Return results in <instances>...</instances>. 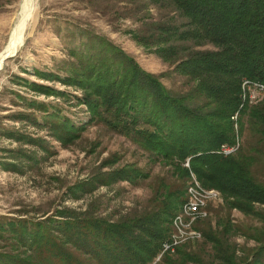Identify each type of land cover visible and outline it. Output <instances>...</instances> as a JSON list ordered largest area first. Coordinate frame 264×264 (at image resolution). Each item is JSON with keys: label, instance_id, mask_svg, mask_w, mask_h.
Instances as JSON below:
<instances>
[{"label": "trees", "instance_id": "16d2710c", "mask_svg": "<svg viewBox=\"0 0 264 264\" xmlns=\"http://www.w3.org/2000/svg\"><path fill=\"white\" fill-rule=\"evenodd\" d=\"M165 2L182 22L149 20L143 23L145 28L130 33L137 43L152 47L153 53L173 64V70L189 83L188 90L172 91L160 75L142 69L119 46L91 32H81V42L70 50L72 59L63 63L64 74L43 70L36 74L80 89L78 101L85 105L89 122L101 123L129 138L152 160L168 165L173 178L155 174L151 209L125 218L111 221L87 215L77 221L62 211L61 218L48 217L30 225L25 218L0 222V236L4 237L5 230L33 251L25 255L0 251V264L201 263L199 251L185 249L189 242L173 255L169 252L175 249L168 250L154 263L169 237L171 221V234H175L176 218L187 204L190 188L197 183L224 196L221 207L211 209L217 215L223 213L218 215L216 227L206 223L201 228L200 248L210 246L214 264H264V92H258L252 102H243L241 89L245 78L264 84V0ZM207 43L213 48H196ZM25 82L36 93L68 95L47 83ZM21 97L29 107L44 111L42 118L51 134L64 146L86 128L85 124L75 125L57 103ZM19 117L38 121L33 113ZM244 129L249 138L240 144L238 135ZM9 136L30 144L41 141L23 133L16 136L10 132ZM235 143L238 147L232 153L218 152L222 145ZM247 143L249 149L245 148ZM116 161L117 157L111 156L102 165L111 166ZM4 166L17 169L8 161ZM150 176L135 163L109 170L99 167L71 189L75 195L79 190L90 192L121 180L137 184ZM233 209L253 217L258 224H232L228 215ZM200 217L190 220L197 232L193 223ZM234 229L254 241L252 247H242L240 255L236 243L229 241ZM72 247L83 256L72 252Z\"/></svg>", "mask_w": 264, "mask_h": 264}, {"label": "rangeland", "instance_id": "374dc122", "mask_svg": "<svg viewBox=\"0 0 264 264\" xmlns=\"http://www.w3.org/2000/svg\"><path fill=\"white\" fill-rule=\"evenodd\" d=\"M19 6L20 0H0V53L13 34ZM33 7V17L23 33L17 51L4 61L3 68L0 69V222L25 218L30 225L48 217L61 218L59 214L62 211L67 212V216H74L77 221L87 215L112 221L151 209L152 179L158 174L167 175L166 178L171 180L173 177L169 175V166L152 160L146 151L129 138L107 129L101 123L89 122L85 105L78 101L82 96L80 89L52 78H40L36 72L43 70L64 74L63 63L72 59L70 50L81 42V32H91L119 46L142 69L160 75V80L167 88L182 93L189 89L185 77L173 70V64L153 53L152 47L145 48L137 43L130 33L145 28L143 23L149 20L179 24L183 21L182 17L179 18L174 8L165 0H34ZM196 48L211 49L213 46L207 43ZM27 79L56 86L66 90L68 95L47 96L36 93L26 85ZM21 95L28 99L57 103L62 113L71 118L75 125L85 124V130L73 143L62 145L51 134L48 124L42 118L44 111L29 107ZM22 113L36 114L37 123L25 117L19 119ZM10 132H14L16 136L23 133L41 138V141L37 144L18 141L9 136ZM238 136L242 144L244 138L247 139L248 132L244 129ZM248 146L247 143L245 148L249 149ZM111 156L117 157L116 163L103 166V160ZM7 161L15 164L17 169H6L4 163ZM126 163H135L149 171L150 178L137 184L121 180L110 185H99L90 192L81 193L78 189L74 195L71 187L90 178L99 167L109 170ZM192 188L199 190L198 187ZM190 195L193 194L190 192ZM195 195L198 197V194ZM200 198L206 215L198 218L193 227L201 233V228L206 223L212 228L216 227L218 215L223 213L217 215L211 209L218 205L221 207L224 196L215 190L201 194ZM186 206L187 204L183 212ZM183 212L179 215L180 218L188 216ZM228 217L234 225L258 224L256 219L245 216L236 209ZM172 229L171 221L168 236ZM192 231L191 226H185L179 237L185 239ZM14 237L4 230V237L0 236V251L24 255L33 252ZM201 239L200 235L185 240L169 254L173 255L177 248L184 247L189 242L185 249L199 251L201 263L193 260L186 264H214L210 257V246L200 248ZM229 241L236 243L237 255L241 254L242 247L247 249L254 245L252 239H247L235 229L230 232ZM68 246L71 247L69 244ZM71 250L74 252L73 247ZM74 253L83 256L78 251ZM160 257L156 256L154 263Z\"/></svg>", "mask_w": 264, "mask_h": 264}, {"label": "built area", "instance_id": "2783aa9c", "mask_svg": "<svg viewBox=\"0 0 264 264\" xmlns=\"http://www.w3.org/2000/svg\"><path fill=\"white\" fill-rule=\"evenodd\" d=\"M241 89H242V101L252 102L256 99L258 92H264V84L259 81H254L245 78L241 82ZM235 117L236 115L233 116V118ZM237 147H238V143H235L232 146L222 145L218 152L222 153L223 155H228L232 153L234 150H236ZM186 163L188 162L186 161ZM185 200L187 201V209L190 210V218H185V219L176 218L175 234H170L169 237L166 240H164L160 252L157 255L158 257H160V255L163 253H167L169 249H175L176 244L179 242V235L181 234L183 228L185 226H190V220L193 219V217H197V211L203 210L202 198H198L196 195L195 196L186 195Z\"/></svg>", "mask_w": 264, "mask_h": 264}, {"label": "bare ground", "instance_id": "6f19581e", "mask_svg": "<svg viewBox=\"0 0 264 264\" xmlns=\"http://www.w3.org/2000/svg\"><path fill=\"white\" fill-rule=\"evenodd\" d=\"M33 6H34V0H20L19 12H18L16 22L14 24L13 34H12L9 42L7 43L5 48L3 49V51L0 53V67L3 66V64H4L5 55L9 54V53H13L17 49L18 45L20 44L23 33H24L27 25L29 24L30 20L33 17V13H34V7ZM197 187L199 189L198 191H196L194 188L191 187L190 192L193 195H188V196H195V194H198V197L200 198V195L205 194L207 191H215V190H204L199 185ZM202 204H203V202H202ZM183 214L188 215L190 217V210L187 209V206H186V210H185V212H183ZM201 215L205 216L206 213L203 212V210L197 211V217H200ZM177 219H185V218H180V216H178ZM197 237H200V233L193 230L191 232L190 236H187L185 239H182L179 237V241H183V240H187V239H193V238H197Z\"/></svg>", "mask_w": 264, "mask_h": 264}, {"label": "water", "instance_id": "95a60500", "mask_svg": "<svg viewBox=\"0 0 264 264\" xmlns=\"http://www.w3.org/2000/svg\"><path fill=\"white\" fill-rule=\"evenodd\" d=\"M16 51H17V50H16ZM16 51H15V52H16ZM15 52H14V53H15ZM13 55H14L13 53L6 54L5 57H4V61H6L8 58L12 57ZM2 68H3V66L0 67V69H2Z\"/></svg>", "mask_w": 264, "mask_h": 264}]
</instances>
